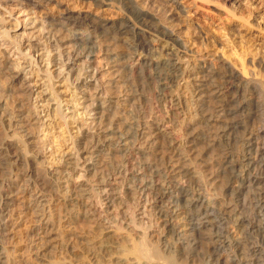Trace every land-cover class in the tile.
I'll return each instance as SVG.
<instances>
[{"label":"rangeland","instance_id":"rangeland-1","mask_svg":"<svg viewBox=\"0 0 264 264\" xmlns=\"http://www.w3.org/2000/svg\"><path fill=\"white\" fill-rule=\"evenodd\" d=\"M107 1L108 3L101 4L95 3L94 0H54L45 6L36 7L28 16L29 10L25 9L26 7H32L28 4L9 3L5 11L3 10L7 16L11 17L7 18L9 22L0 23V100L4 103L0 107V136L15 141L17 144L16 151L19 154L26 156L33 148H40L44 151V155L39 156L37 160L34 168L35 172H39V169L41 171V169L60 167L64 162L61 158L65 154L68 155L71 152L76 154L78 146L80 147L86 141L92 140L93 135L96 133V128L90 124L94 120V114L92 112L89 116H85L83 112L84 105L90 103L91 95L95 94V91H99L97 92L100 97L98 103L105 106L104 101L109 97L113 111L116 110L121 113L119 115L132 113L131 115L136 118L138 123L159 122L160 127H162L159 139L162 143H159L163 146V151L167 156H172L176 152H184L190 132L198 125L199 103L195 100L193 87L188 84L189 81L182 77V79H176L171 88L172 91L171 89L166 90L161 100L157 96L155 81L140 83L137 80L138 69L135 66L130 67L132 62H130L127 71L130 80L116 81L115 72H113L110 65L114 62L117 63L118 58L111 53L104 52L103 46L105 47L106 44L99 38L93 37L94 41H91L92 46L99 55L90 58V60L79 58L68 63L69 65L75 64L79 68L84 65L85 72L83 76L88 85L76 89V84L67 86L66 83L60 82L62 75L58 74L61 60H59V57L56 59L59 49L57 50L52 42L47 43L45 38L42 37L44 17L56 18L65 10H70L74 14L90 15L97 21L111 24L131 18L136 26L148 29L147 26L134 20L126 5L120 0ZM188 2L189 0H180V5L187 6L188 9L184 10L180 22L174 21L181 27L180 35L186 40L188 51H180L182 47L176 44L172 45V51L175 50V53L182 55V64L185 67L197 68L198 65H205L222 66L223 68L220 60L227 61L231 66L234 64L238 69L242 68L241 62L244 63L246 68L250 67L248 68L249 71L247 70L248 77H255L258 83L261 84L262 89V93L257 94L252 100L250 108L252 111L256 110L254 112L257 113V118L252 123L255 126H262L264 124V66L252 69L253 65L251 63L254 59H261L264 65V0H225V2L224 0H190ZM190 5L193 7L189 9ZM149 9L156 14L159 11V5L152 1ZM157 16L162 19L158 14ZM19 18L20 20L30 18V20L27 24L24 22L17 27L16 24ZM189 23L200 28L201 34L189 28ZM148 25L150 26V24ZM5 27L7 30L9 29V34L5 33ZM56 27L64 31V27L60 24ZM82 27V29L91 30V27L85 24H82ZM150 38L151 41L147 42L145 39L143 43L152 48L150 52L156 58L164 50L162 45L155 42L153 36H150ZM30 41L37 44L39 48L33 50L31 55L21 51L25 46L24 44ZM134 42L135 39L131 34H121L109 37L107 40L108 47L113 48L112 50L115 51L125 52L126 55L135 50ZM24 57L34 60L30 66L24 64L21 67L25 69V77L22 76L15 80L1 72L3 60L9 61L13 66L14 63L16 65L23 62ZM48 59L52 63L48 66L49 69L46 70ZM50 83H56L54 89L63 92L59 96L57 94L53 95L55 100H50L51 109L49 112H51V115L47 116L40 98H37L35 93H31L26 88L29 86L37 92L43 89L46 97L53 91L52 88L50 89L47 86ZM66 87L69 89L67 90ZM126 89V93L130 97L123 93ZM73 91L76 94V99L72 98L73 102L78 101L76 105L71 104L73 102H68ZM131 92L132 94H130ZM60 98L63 99L65 114H79L78 116L75 115L76 120H70L71 124L61 114L54 111ZM18 103H21L24 108L32 112L35 108L37 109L38 118H34L29 127L30 132H33L30 138L24 136L17 129L10 127V122L6 120L8 118L6 112ZM54 113L56 114L54 115ZM83 119L84 122L82 123ZM77 126H81L80 132H78ZM237 144L236 147L242 149L241 141L238 144L239 146ZM215 150L221 152V148ZM143 156L147 157L148 154L133 149L121 152L116 148H105L99 152L100 174H118L119 184L112 186L114 190H110V193L111 191L112 193L109 199L114 202L111 212H107L105 205L101 202L103 198L102 191L99 189L100 187L94 184L96 176L91 172L83 173L84 176L80 179L75 177L79 171L73 176L74 181L76 180L74 184L83 185L81 186L83 189L75 188L76 190L69 191L67 189L74 188H66L62 184L58 185L59 181L57 179L55 180L57 182L53 181L54 184L56 183L54 186L59 187L58 194L60 195L58 199L55 198L54 201L56 202L52 204V208H54L52 222H54L50 227L52 229L48 238L49 241L47 240L48 242L39 251V255L30 253L27 250L28 237L32 234V229L35 226L34 215L24 209V198L20 194L14 195L8 208L11 214L18 219L14 220L16 227L7 235L5 246L11 252L8 253L5 264H22L26 260L35 264H152L154 261L163 264H217L216 258L223 259L222 264H232V259L236 258L235 255L241 252L239 249L236 250L238 247L233 242L241 234L239 231H235L237 236L234 235L235 232H231V238L229 239L232 242L229 243L230 245H222L218 248L213 244V240L210 241L209 237L205 238L207 234H202L203 236H197V240L199 238L197 244H188L181 253L178 252L179 245L176 244V236L165 233L164 225L158 215V204H155L151 193L139 190L144 183L143 181L149 176V169L145 168L144 171L139 164V160L141 157L144 158ZM262 159H264V154ZM15 160L16 158L12 162L14 163ZM121 160H125V166L128 170H126L127 172H121L122 174L119 172ZM17 166L13 164L4 168L0 164L1 187L9 184L15 173L20 171ZM199 168L201 169L199 185L203 186L210 193L209 197H211L215 191L207 183L205 178L207 174L203 172L200 166ZM262 173L264 176V170ZM181 181H186V178L179 177V182ZM69 193L76 197L78 195L77 201L71 206L67 205L66 202V199L71 196ZM247 207V210L244 211L245 215L251 217L250 219L253 221L255 220L256 225L262 221L264 222V217L258 213L254 203H250ZM174 218L178 229H184L185 226L182 225L183 216L175 215ZM227 225L224 227H227ZM107 227L110 230L107 231ZM230 230L232 228H229ZM254 231L249 235L245 234L247 236L242 235L244 244L248 248L247 250L244 246L242 249L246 252L248 259L246 264L264 262L262 261L264 251L260 252L252 249L254 245H261L256 230Z\"/></svg>","mask_w":264,"mask_h":264},{"label":"bare ground","instance_id":"bare-ground-1","mask_svg":"<svg viewBox=\"0 0 264 264\" xmlns=\"http://www.w3.org/2000/svg\"><path fill=\"white\" fill-rule=\"evenodd\" d=\"M51 1L54 0H0V23L9 22L7 18L11 16H7L6 12H3L9 3L31 5V8L26 7L25 9L29 10L28 13L24 10L28 16L36 7L45 6ZM94 1L101 4L108 3L107 0ZM120 1L126 5L134 20L141 25L147 26L148 29L136 26L131 18L111 24L97 21L90 15L74 14L70 10H65L56 18L44 17L43 22L45 24L43 23L42 37L45 38L47 43L52 42L56 46L55 48L59 49L56 59L59 57V60H61L58 74L62 75L60 82L66 83L67 86L76 84V89L88 85V82L84 81V65L79 68L75 64L69 65L68 63L79 58L90 60V58L99 55L91 44V41H94L93 37L99 38L106 44L105 47L103 46L104 52L111 53L118 58L117 63L112 62L113 64L110 65L113 72H115L116 81L130 80L127 72L130 62H132L130 67L135 66L138 69L136 78L140 83L155 81L159 100L163 99L166 90L172 88L176 79L182 77L189 81L188 84L193 87L195 100L199 103L198 125L190 132L185 151L167 156L165 151H163V146L160 144L162 142L159 141L162 131L159 122L138 123L136 118L131 115L132 113L119 115L121 113L116 110L113 111L109 97L104 101L105 106H102L103 104L100 105L98 103L100 97L99 93H97L99 91H95L96 93L91 95L90 103L84 105L83 113L85 116H89L93 112L94 117H92L94 120L90 124L96 128V133L91 141H86V143L81 145L79 143L80 147L78 146L76 154L73 152L68 153V155L65 154L61 158L64 162L58 168H46L44 170L41 169V171L39 169V172H35L34 168L37 160L39 156L44 155V151L40 148H33L26 156L19 154L16 151L17 144L15 141L0 136L1 167L5 168L14 164L18 165L17 167L20 169L11 178L9 184L5 185V187L0 186V264H5L8 259V253L11 252L10 249L6 248L5 242L8 238L7 235L16 227L14 220L18 219L11 214L8 208L14 195L20 194L24 198V209L34 215L35 226L32 229V234L28 237L27 250L35 255H39V251L49 241L48 238L52 229L50 227L54 222H52L54 214L52 204L56 202L54 201L55 198L58 199L60 195L58 194L59 187L54 186L56 184L54 182H57L55 181L56 179L59 181L58 185L62 184L66 188L73 187L74 189L69 188L67 190L74 191L76 190L75 188L83 189L81 187L83 185L74 184L76 180L74 181L73 176L76 172L79 171L77 176H75L77 179L82 178L84 176L83 173L91 172L96 176L94 184L100 187L99 189L102 191L103 198L101 197V202L105 205L107 212L112 211L114 202L109 199L112 193V191L110 193V190H114L112 186L119 184V180L118 174H100L99 152L105 148H116L118 151L121 150V152L133 149L148 154L147 157L143 156L144 158L141 157L139 160L140 167L143 170L145 168L149 169L148 178L145 181L140 179L144 183L142 182L143 184L139 190L151 193L155 204H158V215L164 225L165 233L176 236V244L179 245L178 252L181 253L188 244H197L199 240V238L197 240V236H203L202 234H207L205 238L209 237L210 241L213 240L212 242H214L213 244L216 247L227 245L232 242L229 239L231 238V232L239 231L241 236H237L235 232L234 235L237 238L233 242L238 247L236 250L239 249L241 252L235 255L236 258L233 257L232 264H246L248 259L246 252L242 250L246 246L242 235L247 236L245 234L249 235L256 230L257 238L261 245H254L252 249L260 252L264 251V222L262 221L263 223L256 225L254 223L255 220L253 221L250 219L251 217H247L244 212L249 207L247 205L254 203L258 213L264 217V176L262 173L264 170V159H262L264 154V124L262 126L253 125L252 122L257 118V113H255L256 110L254 112L250 108L254 97L262 93L261 84L258 83L255 77H248L247 70L249 71L248 68L250 67L246 68L242 62V68L240 69L236 68L232 63L231 66L227 61L220 60L223 58L219 59L223 68L222 66L205 65L190 68L182 64V55L175 53V50L172 51L173 44L182 47L180 49L182 52L188 51L186 49V40L180 35L181 27L174 22L175 20L180 22L181 15H184V10L188 9L187 6L180 5V0ZM152 1L159 5V11L156 14L152 13L153 10L151 11V8L149 9ZM191 7L193 6L190 5L189 9ZM29 20L30 18H25L24 20L19 18L16 26L18 27L24 22L27 24ZM58 24L64 27V31L56 27ZM82 24L91 27V30L82 29ZM188 27L198 34L202 32L200 28L193 26L192 23H189ZM5 33L9 34V29L7 30L6 28ZM121 34H131L135 39V50L128 55L125 52L115 51L112 50L113 48L108 47V38ZM150 36H153L155 42L158 45H162L164 50L156 58L150 52L152 48L143 43L145 39L147 42L151 41ZM11 37L13 36L11 35ZM24 45L21 51L26 54L31 55L33 50L39 49L37 44L31 41ZM23 59V62H19L16 65L14 63L15 66H12L9 61L3 60L1 72L15 80L22 76L25 77V69L21 67L24 64L30 66L34 60L29 57H24ZM136 60L137 62H135ZM46 62V70H48V66L52 62L50 59ZM251 64L253 65L252 69L264 66L261 59H254ZM55 84L50 83L47 85L53 91L51 92L50 90L51 93L46 97L43 89L37 92L33 88H29V86L26 88L31 93H35L37 98H40L41 105L42 107L44 106L47 116L51 115V112H49L51 109L50 100H55L53 95L57 94L59 96L63 92L59 89L55 90ZM43 85L45 86V84ZM74 92L72 95L70 94L69 103L73 102L72 98L76 99ZM126 92L127 89L123 93ZM127 94L126 96L130 97ZM62 98L58 99L57 107L54 108V111L57 114H61L71 124L70 120H76L75 115L78 116L79 114H65ZM77 102L74 101L71 104L76 105ZM3 105V101L0 100V107ZM36 110L35 108L32 112L24 108L21 103H18L12 109L10 108V111L6 112L8 116L6 120L10 122V124L8 123L10 127L17 129L24 136L30 138L33 135V132H30L29 129L30 124L34 118H38ZM83 122L84 119L82 120ZM77 130L80 132L81 126H77ZM240 141L242 149L236 147L237 142L239 144ZM216 148H221V152H216ZM14 158L16 160L13 163L12 160ZM125 165V160H121L120 173L127 170ZM199 166L207 174V177H205L207 183L215 191V193H211V197H209L210 193L199 185L198 181L201 179ZM135 171L134 173L137 174ZM179 177H185L186 181L179 182ZM136 181L138 180L136 179ZM69 194L71 196L66 199V202L67 205L71 206L77 201L78 195L76 197L72 193ZM175 215L183 216L182 225L185 226L184 229H178V225L174 222ZM226 224H228L227 227H224ZM229 228H232L233 231H229ZM106 230L108 231L110 228L107 227ZM215 261L217 264L223 263L221 258H216ZM22 264L35 263L26 260ZM152 264L163 263L154 261ZM260 264H264V262Z\"/></svg>","mask_w":264,"mask_h":264}]
</instances>
